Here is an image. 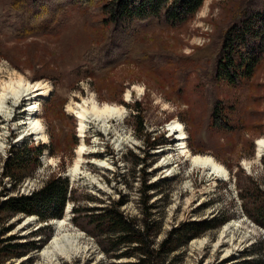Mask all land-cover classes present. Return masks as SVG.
<instances>
[{"label": "rangeland", "instance_id": "374dc122", "mask_svg": "<svg viewBox=\"0 0 264 264\" xmlns=\"http://www.w3.org/2000/svg\"><path fill=\"white\" fill-rule=\"evenodd\" d=\"M251 1L253 0H205L199 12L183 30H163L152 23H142L137 38L144 41L154 55L163 53L182 57L180 62L165 68V71L170 72L169 75L161 73L159 68L162 66H157L155 62L141 65L126 62L96 79L85 75L79 79L73 71L84 63V52L92 42L89 34L93 31L85 11L80 9L68 12L56 32L48 36L42 35L19 42L13 34H3L2 42L11 46L13 52L10 56L17 65L6 58L0 59V83L12 76L24 75L31 82L39 80L48 83L53 92L49 98H41L38 113L49 137L47 143L37 142L33 136L19 140V134L24 129L22 120L26 117L21 111L27 102L17 105L11 115L0 109V140L5 143V147L0 149V173L4 160L10 155V149L19 148L25 142L46 144L48 148H53V154L50 150L44 152L40 159L41 165L32 171L18 190H13L11 181L4 178V183L0 182V201L6 200L10 193H31L39 189L47 178L58 174L79 187L77 194L82 205L94 207L125 198L127 203L122 207L125 214L140 219L148 204L154 205L151 211L153 218L162 221L157 243L162 242L168 232L183 223L202 221L214 216L228 219L222 227L207 231L167 256L165 264H245L246 261L257 259L259 249H264V228L245 214L240 187L249 190L252 185L254 189L264 192V155L256 157V141L264 137V116L261 115L263 122L257 129L250 130L236 123L234 131H230L212 129L210 112L212 103L220 98L232 105L237 103L234 120L244 119L246 116L243 109L248 105L247 97L254 89L253 80L262 84L259 96L263 101L259 102V107L264 112V62L257 74L240 87L231 86L224 81L219 86L206 82L203 87V81L196 70L198 66L192 61L185 63L186 56L209 44L230 21L238 20L243 7ZM10 3L11 0H0V14L5 13ZM48 62L58 67L62 76L57 85L50 79L38 78L36 75V72L43 73V65ZM186 68L190 73L185 81H182L180 73L178 83L173 87L175 72L179 73ZM186 83L185 89L189 90L183 96L178 88ZM128 91L132 93L129 100L126 99ZM191 92L194 98L190 99L192 103L189 104L184 97L189 99ZM93 96L101 105L109 103L124 106L127 109L126 118L122 121L110 119L106 125L102 122L92 124L86 130L83 140L78 133V120L69 111V106ZM50 98L52 103L45 104ZM257 99L254 101L255 106L260 100ZM136 101L141 103L144 117L142 123L147 137L152 141L162 142L156 149L149 151L150 157L145 156L144 164L138 165L135 162L137 157L144 158V151L149 147L135 131L139 120L134 119L132 108L125 105H133ZM257 116L255 114L254 118ZM174 120L183 124L188 136L186 143L191 152L210 155L221 162L231 174L230 180L207 175L203 169L193 167L191 161L178 150L177 134L178 140L175 133L172 136L169 124ZM73 135L78 139L77 143ZM118 139H123L120 146L116 141ZM82 141L86 143L87 149L82 171L71 176L70 169L75 165L77 148ZM246 163L250 165L249 169L245 166ZM146 175L149 177L148 184H154L155 188L149 191L148 196L151 198L144 205L147 197L143 192ZM5 185L8 193L1 195ZM86 194L104 202L88 201ZM67 205L72 208L73 202L70 201ZM67 214L69 222L65 233L82 234L81 245L86 248L84 252L72 258L44 260L39 256L56 235L55 224L54 234L41 249L28 255L30 257L12 259L5 264H19L31 258L32 264H130L134 260L133 257L117 260L110 258L97 239L74 224L73 210ZM27 218L29 216L26 215L12 218L4 226L12 225L13 228L1 238L14 237L11 240L14 243L26 242L28 239L43 240L46 232L41 233L40 237L32 234L47 224L55 227L50 224L54 220L50 223L40 222L36 216L24 225ZM237 221L240 225L232 229L227 238L223 237L221 233L224 225ZM1 228H4L2 223ZM262 258L264 261V252Z\"/></svg>", "mask_w": 264, "mask_h": 264}, {"label": "trees", "instance_id": "16d2710c", "mask_svg": "<svg viewBox=\"0 0 264 264\" xmlns=\"http://www.w3.org/2000/svg\"><path fill=\"white\" fill-rule=\"evenodd\" d=\"M205 0H11L5 13L0 14V59L6 58L15 66L17 65L10 56L13 52L11 46L2 42L3 34H13L17 41L34 39L38 36H48L56 32V28L65 18V15L73 10L85 11L89 20V26L93 30L89 34L92 42L84 52V63L76 68L73 73L80 79L83 75L96 79L101 74H107L117 66L126 62L145 64L155 62L162 66L161 73L171 64L182 60L179 55L153 54V51L144 41L137 38L142 23H152L161 29L183 30L196 16ZM241 17L230 21L217 37L204 46L196 49L194 53L186 56L185 63L195 64L198 76L204 83L220 85L222 81L231 86H244V84L257 74L264 62V0H253L243 7ZM177 56V57H175ZM185 58V59H186ZM43 73L36 72L38 78H47L56 85L61 79V74L54 64L43 65ZM181 73L182 81H185L190 71L186 68L181 72H175L174 87L178 83L177 77ZM171 79L170 77H168ZM188 83V82H187ZM187 83L178 88V92L184 96L189 88ZM254 89L248 95V105L243 109L244 119L234 120L237 103L231 104L224 99L217 98L212 103L210 127L212 129H225L234 131L235 124H241L247 129H257L263 122L261 115L260 95L262 84L254 82ZM246 85V84H245ZM176 88V86H175ZM194 98L192 92L189 99L184 100L189 104ZM257 106H255L256 100ZM51 100V101H50ZM52 98L48 103L51 104ZM47 105L45 107H47ZM132 108L134 119L139 120V126H135L140 138L146 141L149 149L144 151V158L137 157L136 164H144L145 156L149 151L156 149L161 141H152L142 121L141 103L125 104ZM258 116L254 118V115ZM246 118V119H245ZM250 125V126H249ZM146 136V137H145ZM74 137V135H73ZM75 139L77 143L78 139ZM53 148L46 144H29L25 142L21 147H12L10 155L4 160L0 173L3 184L4 178L11 181L13 190H18L24 180L30 177L32 171L41 165V157L45 151ZM147 166V165H146ZM64 169V168H63ZM148 175L144 178V190L147 195L144 205L149 203L151 196L149 191L154 190V184H148ZM252 182V181H251ZM78 189L71 184L67 177L54 174L46 179L39 189L28 194H8L6 200L0 201V223L4 228L0 229V264H5L12 259H22L41 249L54 234V227L47 224L34 232L32 236H39L46 232L45 239L26 242H11L14 237L1 238L9 233L12 225L4 226L12 218L17 216H37L40 222L50 223L56 219H62L67 203L73 202L72 220L75 225L97 239L102 250L112 259L134 258L130 264H165L167 256L177 252L183 246L188 245L192 239L202 236L209 230L222 227L228 219L214 216L202 221H191L172 229L162 240L157 243L162 228V221L155 220L152 209L154 205L148 204L143 217L127 216L123 206L127 203L125 198L110 201L100 206L82 205L78 197ZM240 198L243 200L245 214L258 225L264 228V192L252 187L249 190L240 187ZM7 194L6 185L1 195ZM88 201L96 199L86 194ZM104 202L101 200H96ZM2 217L4 219H2ZM158 221V222H157ZM264 250V249H263ZM262 249H259V257L245 264H264ZM33 259L19 264H32ZM9 264H15L14 262Z\"/></svg>", "mask_w": 264, "mask_h": 264}, {"label": "bare ground", "instance_id": "6f19581e", "mask_svg": "<svg viewBox=\"0 0 264 264\" xmlns=\"http://www.w3.org/2000/svg\"><path fill=\"white\" fill-rule=\"evenodd\" d=\"M52 92V87L48 83L39 80L31 82L24 75H15L8 80H3L0 83L1 111H5L6 113L8 112L11 115L17 105L22 102H27L21 111V113L23 112L26 115V117H23L22 120L24 129L23 132L19 134V140H23V138L28 136H33L37 142L42 141L47 143L49 141V137L45 132V125L40 119L38 113L41 109V98H49ZM131 96V91H128L126 99L129 100ZM69 111H71V113H73L78 120V133L81 138L86 135V130L92 124L102 122L106 125L110 119L122 121L126 118L125 115L127 113V109L124 106L109 103L101 105L98 101H96L94 96L89 99L84 98L82 102H73L69 106ZM8 119L10 120V117ZM177 125L180 127L178 128ZM169 127L172 134L175 133V135L173 134L175 137L177 134L179 138V142H177L178 150L180 152L182 151V154L191 161L193 167L203 169L204 173L210 176H215L216 178H223L224 180L231 179V174H229V171L221 162H218L210 155H200L191 152L186 143L188 140L187 133L184 130L183 124L179 120H174L171 124H169ZM116 141L118 146L123 143V139H118ZM256 143V157L260 158L264 155V137L258 138ZM4 147L5 143L0 140V149H3ZM77 149V157L74 163L75 165L70 169L71 176L78 173L80 174L82 171L84 153L87 150L86 143L82 141ZM245 166L248 169L250 167L247 163ZM34 218L35 216H31L25 219L23 224L25 225ZM55 222L57 225V233L51 239L52 241L42 249L39 256H41L44 260L54 259L57 257L72 258L73 256H77L78 254L84 252L86 248L81 245L82 234L65 233V229L67 228L69 222V214L62 219H57ZM239 225L238 221L224 225L221 235L227 238L230 231Z\"/></svg>", "mask_w": 264, "mask_h": 264}, {"label": "water", "instance_id": "95a60500", "mask_svg": "<svg viewBox=\"0 0 264 264\" xmlns=\"http://www.w3.org/2000/svg\"><path fill=\"white\" fill-rule=\"evenodd\" d=\"M73 206V205H72ZM71 208V207H70ZM70 208H68V205L66 206V208H65V213H64V215L65 214H67V213H69L71 210H72V208H71V210H70ZM37 217V216H36ZM38 218V217H37ZM35 219V218H34ZM39 220V219H38ZM50 224H53L55 227H54V229L56 230V225H55V220H54V222L53 223H50ZM28 257H30V256H28Z\"/></svg>", "mask_w": 264, "mask_h": 264}, {"label": "snow or ice", "instance_id": "6c2138e0", "mask_svg": "<svg viewBox=\"0 0 264 264\" xmlns=\"http://www.w3.org/2000/svg\"><path fill=\"white\" fill-rule=\"evenodd\" d=\"M177 127L179 128L180 126H179V125H177Z\"/></svg>", "mask_w": 264, "mask_h": 264}]
</instances>
